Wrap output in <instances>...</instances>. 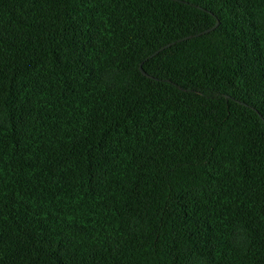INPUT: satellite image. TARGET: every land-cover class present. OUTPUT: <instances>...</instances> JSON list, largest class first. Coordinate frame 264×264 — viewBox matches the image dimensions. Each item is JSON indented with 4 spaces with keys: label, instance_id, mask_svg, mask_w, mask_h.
I'll use <instances>...</instances> for the list:
<instances>
[{
    "label": "trees",
    "instance_id": "trees-1",
    "mask_svg": "<svg viewBox=\"0 0 264 264\" xmlns=\"http://www.w3.org/2000/svg\"><path fill=\"white\" fill-rule=\"evenodd\" d=\"M0 264H264V0H0Z\"/></svg>",
    "mask_w": 264,
    "mask_h": 264
}]
</instances>
